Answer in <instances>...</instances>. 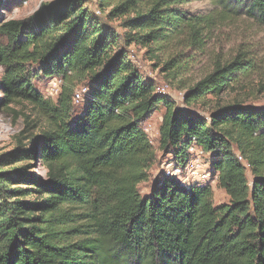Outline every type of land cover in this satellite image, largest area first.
I'll return each instance as SVG.
<instances>
[{"label": "trees", "instance_id": "obj_1", "mask_svg": "<svg viewBox=\"0 0 264 264\" xmlns=\"http://www.w3.org/2000/svg\"><path fill=\"white\" fill-rule=\"evenodd\" d=\"M192 1L98 0L121 34L97 22L91 0H57L0 23V106L15 114L10 105H26L43 122L29 147L0 156V264H264V109L193 110L248 87L260 63L247 53L216 59L179 108L128 51L169 55L163 71L179 79L206 50L207 33L244 17L264 27V0H211L206 15L184 9ZM38 77L62 81L56 102L37 91ZM82 86L89 93L77 110ZM161 107L168 165L184 171L192 152L210 155L211 180L228 204L214 205L210 184L187 187L165 172L140 194L156 162L143 124Z\"/></svg>", "mask_w": 264, "mask_h": 264}, {"label": "rangeland", "instance_id": "obj_2", "mask_svg": "<svg viewBox=\"0 0 264 264\" xmlns=\"http://www.w3.org/2000/svg\"><path fill=\"white\" fill-rule=\"evenodd\" d=\"M57 0H0V23L10 20H26L32 17L35 13L42 10L45 5L52 4ZM92 5H89L91 15H97V22L101 26H108L115 30L118 34L122 33L121 22H109L106 17H103L98 11V0H91ZM184 9L188 10L193 15H206L215 9L211 0H193L186 4ZM6 41L0 36V45ZM206 50L198 55L196 66L192 71L183 78L172 79L163 71L164 64L168 61L169 55H159V60L152 61L148 58L146 51L131 47L128 49L131 58L139 68L143 77L152 81L156 87L168 86V97L179 108H185L183 95H185L191 87L204 79L212 72L213 63L220 58L222 61H228L236 57L240 53H247L251 58L258 61L261 65V74L255 77L251 84L237 93H226L220 98L215 99L209 97L206 106L194 108V112L203 114L209 117L208 110H216L219 107H225L236 102H243L246 106L264 109V27L258 25L255 20L246 17L225 24L213 31L207 33L205 37ZM159 63V64H158ZM38 69V66H35ZM3 75V69L0 66V80ZM35 88L41 93L46 100L56 102L61 92L62 81L55 79H44L38 77L34 80ZM80 88V87H78ZM77 88V89H78ZM76 89V90H77ZM76 92V91H75ZM3 99L2 90L0 89V101ZM74 102V98H73ZM74 107L80 110L82 104L74 102ZM10 109L15 111V114L0 106V156H5L11 152L29 147L30 137L38 134L40 128L43 127V122L38 118L37 114L26 105H10ZM79 113V111H77ZM165 114V109L161 107L153 116L143 124V128L148 134L156 155L151 179L149 182L139 186L140 194L144 197L150 193L151 184L159 172H168L172 169V165H168V157H163L159 148V130ZM26 116L30 121H35L39 130H32V125L27 123ZM28 120V122H30ZM194 160L202 158L208 162L212 159L210 155L202 156L200 152H192ZM27 164H16L7 166L4 171L13 174L14 169ZM210 166V165H209ZM33 173L36 176H41L45 171L37 164ZM214 190V205L220 206L229 203V198L226 193L217 188V183L210 180L208 183Z\"/></svg>", "mask_w": 264, "mask_h": 264}, {"label": "built area", "instance_id": "obj_3", "mask_svg": "<svg viewBox=\"0 0 264 264\" xmlns=\"http://www.w3.org/2000/svg\"><path fill=\"white\" fill-rule=\"evenodd\" d=\"M169 87H157V93L162 96H167ZM89 93V88L82 86L76 90L74 93V102L77 104H83L86 96ZM183 95V99H184ZM201 153V152H200ZM204 156L203 153H201ZM240 161H243L242 158H239ZM207 161H203L202 158H198L196 160H192L189 166L184 170H174L173 168L166 172V175L169 177H173L179 179L183 185L191 186L193 184H201L203 182L208 183L212 179V173L209 165L206 163Z\"/></svg>", "mask_w": 264, "mask_h": 264}]
</instances>
